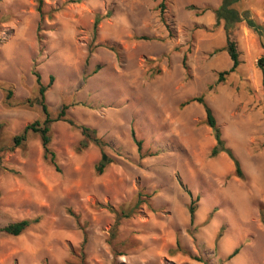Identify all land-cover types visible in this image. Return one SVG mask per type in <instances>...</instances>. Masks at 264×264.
Returning <instances> with one entry per match:
<instances>
[{"label": "rangeland", "instance_id": "rangeland-1", "mask_svg": "<svg viewBox=\"0 0 264 264\" xmlns=\"http://www.w3.org/2000/svg\"><path fill=\"white\" fill-rule=\"evenodd\" d=\"M66 1L44 0L42 21L36 0L0 1V80L13 91L7 99L0 88V227L40 217L19 236L0 235V264H264L258 34L245 21L232 29L240 66L218 82L231 66L214 13L222 0H164L162 8L161 0H76L54 12ZM235 7L264 26V0ZM97 13L108 16L94 31ZM34 69L45 85L54 78L45 93L51 116L68 105L67 117L104 141L84 147L80 129L54 122L60 171L32 131L12 149L15 135L44 118ZM199 95L242 179L225 153L209 156L215 140L203 106H181ZM197 197L191 225L188 205Z\"/></svg>", "mask_w": 264, "mask_h": 264}, {"label": "trees", "instance_id": "trees-1", "mask_svg": "<svg viewBox=\"0 0 264 264\" xmlns=\"http://www.w3.org/2000/svg\"><path fill=\"white\" fill-rule=\"evenodd\" d=\"M1 1V0H0ZM242 0H222L220 5L214 9L216 21L220 22L223 21V29L226 34V46L224 47V50L228 53L230 60H231V66L227 70L220 71L218 73V82L224 81L225 76L229 75L235 71H237L238 67L240 66V58H239V50L237 47V43L234 39L231 38V31L235 28L236 25L239 23L245 21L249 28L254 30L258 36L261 38V45L264 48V26L261 24H258L255 19L251 18L250 15L246 12L245 14L240 13L235 5L241 2ZM76 0H67L64 2L61 6L56 8L55 11H60L65 7V5L69 3H74ZM37 6L36 10L40 16V20H43L44 12L42 10L44 5V0H36ZM164 6V0H161L160 2V8ZM108 14L101 15L97 13L94 18L93 22V29L94 31L97 30L98 25L100 22L106 17ZM163 21V19H162ZM41 27H38V33H40ZM40 39L42 38L41 35H39ZM140 39L148 40L150 37L148 36H141ZM41 41V40H40ZM182 65L187 73H189V67L186 64V58H183ZM257 66L260 68V70L264 71V51L263 54L258 58L257 60ZM33 74L36 78V83L38 85V101L42 107V111L44 114L43 120H35L29 124H27L23 130L15 135L13 137V148L20 147L24 142L28 139V134L30 131L38 134L40 136L41 140V146L43 149V158L46 161H49L57 171L59 170V165L57 162V155L55 151L51 148V125L56 121H66L68 124H70L72 127L80 129L81 134L83 136V139L81 141L82 146H87L88 142H93L97 146H102L104 141L100 136H98L97 131L85 124L77 123L73 119L67 117V109L68 105H63L58 112V114L55 117H52L50 112L48 111L47 105L45 103V93L47 91V88L52 85L54 78L53 76L49 77V83L45 85L42 82L41 75L38 70L34 69ZM0 88L3 90H7V99H10L12 97L13 91L10 88H6V82L3 80H0ZM197 102L201 104L205 111V124L212 130L215 143L213 147L211 148L209 152V156L211 158L218 156L221 153H225L234 164V172L233 175L242 179L244 177L243 170L241 168V164L239 159L236 157L234 151L226 145V142L222 136V131L220 126L217 123V119L213 113V110L211 107L206 103L205 98L203 95L194 96L186 99L184 102H182L181 106L184 107L190 103ZM133 138L136 142L137 149L140 155L142 154V142L136 138L135 132H132ZM106 167V162L101 161L100 164L96 167L97 172L103 173L104 168ZM196 200H198V197L195 200H191L188 205V213H189V222L190 224H194L195 220V212L197 209L196 206ZM264 215V206L260 205V217L263 218ZM40 221V217H35L33 219L24 218L18 221L11 222L5 226L0 227V235L1 234H7L11 236H19L21 235L26 229L30 227L32 224H36ZM263 221V220H262ZM79 223V222H78ZM218 237H221V234L218 235ZM87 241V236L84 234V239L82 242V245L84 246ZM177 246L180 247L179 241H177ZM239 252V248H236L228 257L232 258ZM82 255H84L83 251L81 252ZM192 259L203 262V259H201L199 256L192 255L189 251L186 252ZM84 263V262H83Z\"/></svg>", "mask_w": 264, "mask_h": 264}]
</instances>
